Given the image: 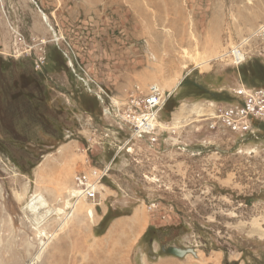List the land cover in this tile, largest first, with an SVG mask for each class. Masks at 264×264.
Here are the masks:
<instances>
[{
  "label": "rangeland",
  "instance_id": "1",
  "mask_svg": "<svg viewBox=\"0 0 264 264\" xmlns=\"http://www.w3.org/2000/svg\"><path fill=\"white\" fill-rule=\"evenodd\" d=\"M263 24L264 0H0V264H264V121L214 120L264 89Z\"/></svg>",
  "mask_w": 264,
  "mask_h": 264
},
{
  "label": "built area",
  "instance_id": "2",
  "mask_svg": "<svg viewBox=\"0 0 264 264\" xmlns=\"http://www.w3.org/2000/svg\"><path fill=\"white\" fill-rule=\"evenodd\" d=\"M255 34V36L264 40V24L260 26ZM235 93L237 98L232 103L218 105L214 112V120L235 133L254 134V122L264 121V89L244 86L242 90H238ZM96 96L101 101V104L104 105L105 97L102 100L100 94H96ZM168 98L169 96H165L158 87L151 86L145 98L130 102L125 114L129 119L132 139H145L156 134L157 128L152 123L159 118ZM105 109L107 108L104 107V112L106 111ZM107 171H109V168L105 170V173ZM97 180L100 182V179ZM75 183L79 188L80 197L94 200L97 193H99L95 189L97 186L96 182L92 181L87 174L77 175Z\"/></svg>",
  "mask_w": 264,
  "mask_h": 264
},
{
  "label": "bare ground",
  "instance_id": "3",
  "mask_svg": "<svg viewBox=\"0 0 264 264\" xmlns=\"http://www.w3.org/2000/svg\"><path fill=\"white\" fill-rule=\"evenodd\" d=\"M41 14H42V18H43V20L46 22V23H48V17H47V15H46V13H43L42 11H41ZM235 52H233V53H235L236 54V61L238 62V63H240V61H241V59H242V55L237 51V50H234ZM185 77V76H184ZM182 80V79H181ZM179 85V82H177V84L175 85V88L177 87ZM174 88V89H175ZM156 122H158L157 120H154L153 121V126L155 127V125H156ZM95 189L98 191V185L95 187ZM74 194H76V196L77 197H79V195H77L78 193H77V191H74L73 192ZM80 194V193H79ZM35 200H37V202L35 203V204H32V205H35V206H37V207H33V210H31V211H33V212H38L41 208H44L45 210L47 209V211L45 212V213H47V214H50L51 213V209H50V206H49V203H48V201H46L41 195H38V196H36L35 197ZM79 200L80 199H78V201L76 202V203H73L72 204V209L74 210V209H76V207H77V205H78V202H79ZM31 206V205H30ZM32 207V206H31ZM27 209H29V208H27ZM81 209V208H80ZM60 211V210H59ZM40 212V211H39ZM89 214H90V216H93V210H90L89 211ZM135 224V223H134Z\"/></svg>",
  "mask_w": 264,
  "mask_h": 264
},
{
  "label": "water",
  "instance_id": "4",
  "mask_svg": "<svg viewBox=\"0 0 264 264\" xmlns=\"http://www.w3.org/2000/svg\"><path fill=\"white\" fill-rule=\"evenodd\" d=\"M164 252L166 254L174 255V256H177L179 258H183V257L187 256V254L194 253L193 250H181V249H177V248H169L167 250H164Z\"/></svg>",
  "mask_w": 264,
  "mask_h": 264
},
{
  "label": "trees",
  "instance_id": "5",
  "mask_svg": "<svg viewBox=\"0 0 264 264\" xmlns=\"http://www.w3.org/2000/svg\"><path fill=\"white\" fill-rule=\"evenodd\" d=\"M247 87H249V86H247ZM249 88H258V87H252V86H250ZM99 101V100H98ZM167 105V104H166ZM255 127H256V125H255Z\"/></svg>",
  "mask_w": 264,
  "mask_h": 264
}]
</instances>
